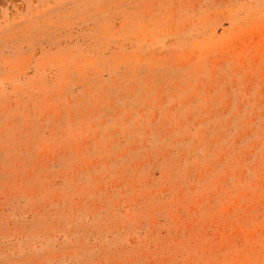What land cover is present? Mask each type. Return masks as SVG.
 I'll use <instances>...</instances> for the list:
<instances>
[{"label": "rangeland", "instance_id": "374dc122", "mask_svg": "<svg viewBox=\"0 0 264 264\" xmlns=\"http://www.w3.org/2000/svg\"><path fill=\"white\" fill-rule=\"evenodd\" d=\"M0 264H264V0H0Z\"/></svg>", "mask_w": 264, "mask_h": 264}]
</instances>
